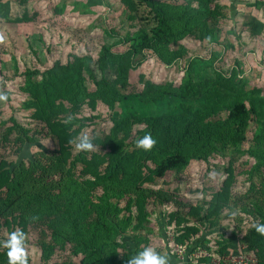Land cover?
Instances as JSON below:
<instances>
[{
  "label": "rangeland",
  "instance_id": "rangeland-1",
  "mask_svg": "<svg viewBox=\"0 0 264 264\" xmlns=\"http://www.w3.org/2000/svg\"><path fill=\"white\" fill-rule=\"evenodd\" d=\"M139 3L138 11H131L123 0H0V94L7 96L6 100L0 101V166L5 162L12 168L20 161L29 164L35 158L46 164L49 161L47 156L58 150L57 142L50 137L45 123L33 120L32 111L23 107L27 98L24 86L32 78H41L39 74H30L35 70L45 71L56 60L66 62L74 53L91 55L93 60H97L103 45L111 44L120 37L130 44L141 29L147 32V37L151 36L156 19L149 9ZM216 3L222 5L218 11L220 18L210 19L209 30L192 27L185 37L173 40L169 45L171 49H180L183 59L168 66L148 52L146 61L130 72L126 88H109L117 93L118 102L113 109L100 101L94 112L84 106L82 115L95 116V119L79 137L84 133L91 138L109 134L113 125L111 116L115 111L147 116L176 110L183 104L194 109L202 108V99L182 103L172 96L146 104L140 93L148 82H172L180 86L190 77L196 82L214 79L217 71L228 73L238 67L246 82V90L250 93L253 89H260L264 94V0H216ZM24 16H31V20H24ZM248 18L259 20L263 26L251 24ZM141 35H138L139 40L144 38ZM91 68L96 78L101 79V71L94 62ZM84 84L89 91L96 90L89 74H85ZM225 115L223 112L221 117ZM11 117L29 128L33 143L18 141L16 129L7 136V140L3 139L13 126ZM263 120L264 117L251 119L245 142L215 152L208 161L192 160L180 171H169L155 182L140 185L138 193L125 188L110 191V202L118 206L119 212L110 219L113 226L106 239L108 248L112 250L116 247L119 252H124L128 248L127 243L134 246V239H138L141 241L139 249L153 247L167 254L172 264L180 259L177 254L179 244L175 240L176 227L185 229L197 225L199 233L202 231V238L207 226H218L207 237L211 238L210 242L217 241L219 250L234 241L237 243L235 249L230 248L231 251L245 249L244 246L249 243L247 234L252 232L254 224L261 221L259 211L264 213V140L257 139ZM142 128V124L133 126L126 141L130 149L134 148L133 139ZM77 141L78 137L71 143L67 166L71 175L81 184H86L87 180H93L92 172H84L82 163H75L74 168L71 163L74 155L85 152L77 150ZM100 148L96 146L94 150L87 151L86 156L91 158V152H103ZM230 163H233L234 182L229 205L215 219L216 225H209L207 221L206 225H202L201 217L192 214L193 207L204 199H210L219 190L227 177L226 169ZM48 178L58 176L51 174ZM89 190L92 200L104 203L100 199L104 196L101 186L91 184ZM8 224L7 221H0V241L7 239ZM45 224L33 222L27 225L29 264L45 263L39 245L44 230L50 235V229ZM11 228L19 227L11 223ZM230 239L233 240L231 244ZM0 254V258L7 259L3 247H0ZM83 256H75L68 243L64 248H57L48 264H80ZM192 260L190 264L202 262L194 256ZM3 261L0 259V264Z\"/></svg>",
  "mask_w": 264,
  "mask_h": 264
},
{
  "label": "trees",
  "instance_id": "trees-1",
  "mask_svg": "<svg viewBox=\"0 0 264 264\" xmlns=\"http://www.w3.org/2000/svg\"><path fill=\"white\" fill-rule=\"evenodd\" d=\"M123 1L131 11H138L141 2L154 14L156 23L151 36L147 37V32L141 29L139 34L144 37L141 40L138 34L133 42L127 44L124 37H120L111 44L103 45L97 60H93L91 55L71 54L66 62L56 60L43 72L35 70L30 75L39 74L41 78H32L24 86V92L27 93L24 109L32 111L33 120L45 123L50 137L57 142L58 150L47 156L49 161L46 164L39 158L29 164L20 161L12 168L11 164L2 162L0 221L9 223V232L15 230L11 228L13 223L25 233L27 225L33 222L46 223L50 235L44 230L39 241L44 264H48L57 248H64L68 243L75 256L84 255L80 264H127L136 251L142 250L138 244L141 241L134 239V246L133 243H127L128 248L124 252H119L116 247L112 250L108 248L106 239L113 226L110 219L119 212L118 206L110 202V191L125 188L138 193L140 185L155 182L169 171H180L192 160L208 161L215 152L245 142L250 120L264 117L263 90L253 89L249 93L238 67L228 73L217 71L214 79L196 82L190 77L180 86L172 82H148L140 93L146 104L172 96L182 103L202 99V108L194 109L183 104L176 110L147 116L113 112V125L109 134L92 138L94 146H100L103 152H91V158L86 156L89 152H81L74 155L71 161L73 168L79 162L83 164L84 172H92L93 180L81 184L69 172L67 153H70L71 143L95 119V116L82 115L84 106L94 112L100 101L113 109L118 102L117 93L109 88H126L130 72L146 61L148 52L168 66L183 59L180 49L169 47L171 42L185 37L192 27L209 30L210 19H219L218 11L222 7L216 0ZM30 17L24 16L23 19L31 20ZM248 20L251 24L263 26L257 19ZM93 62L101 71V79L96 78L91 68ZM188 71L191 73V69ZM85 74H89L94 81L95 91H89L84 84ZM223 112L226 115L221 117ZM10 120L13 126L3 139L7 140V136L16 129L18 141H23V144L34 142L29 136V128L15 117ZM135 124H142L144 128L137 131L133 139L134 148L130 149L126 141ZM262 124L257 134L259 140H264V120ZM148 132H151L157 143L152 150L144 151L136 147L135 141ZM98 163L103 166L100 167ZM146 169L148 172H145ZM226 173L227 177L219 190L210 199H204L197 207H193L192 214L201 217L202 225H206V221L214 225L215 219L229 205L234 182L233 163L227 167ZM51 174L58 178H48ZM91 184L102 187L104 196L100 199L104 203L92 200L88 194ZM137 204L141 206L139 201ZM259 212L262 218L258 223H264V213ZM213 227L207 226L202 238V231L199 233L197 225L185 229L177 226L176 243L187 245L188 254L172 264H190L193 261L192 253L199 247L218 254L239 252L231 251L230 248L235 249L237 243H232V239L229 240L232 244H225L221 250L217 241L210 242L211 238L207 236L211 231H216L218 226ZM246 239L249 243L243 250L254 254L258 259L257 264H264V235L257 233L254 228ZM144 241L147 242V239ZM0 259L4 260L3 264H7V259ZM200 260L202 262L199 264H204L208 257H200Z\"/></svg>",
  "mask_w": 264,
  "mask_h": 264
},
{
  "label": "clouds",
  "instance_id": "clouds-1",
  "mask_svg": "<svg viewBox=\"0 0 264 264\" xmlns=\"http://www.w3.org/2000/svg\"><path fill=\"white\" fill-rule=\"evenodd\" d=\"M7 96L0 94V101L6 100ZM157 143L151 132L135 141L136 147L144 151H150ZM76 148L79 151H91L95 146L92 138L84 133L78 137ZM33 220L35 217L32 218ZM255 231L264 235V223L254 224ZM0 247L6 249L7 264H29V253L27 250V235L21 229H15L8 233L7 239L0 241ZM127 264H170L167 254L158 252L153 247H145L137 251L128 259Z\"/></svg>",
  "mask_w": 264,
  "mask_h": 264
},
{
  "label": "built area",
  "instance_id": "built-area-1",
  "mask_svg": "<svg viewBox=\"0 0 264 264\" xmlns=\"http://www.w3.org/2000/svg\"><path fill=\"white\" fill-rule=\"evenodd\" d=\"M177 254L180 259H184L188 254L187 245L179 244ZM192 258L208 257V261L204 264H257V257L245 250H240L237 253L218 254L211 252L210 249L199 247L192 253Z\"/></svg>",
  "mask_w": 264,
  "mask_h": 264
}]
</instances>
